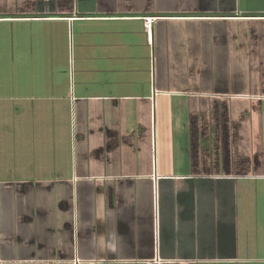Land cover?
Wrapping results in <instances>:
<instances>
[{
  "label": "crops",
  "instance_id": "0c3cea01",
  "mask_svg": "<svg viewBox=\"0 0 264 264\" xmlns=\"http://www.w3.org/2000/svg\"><path fill=\"white\" fill-rule=\"evenodd\" d=\"M0 264H264V0H0Z\"/></svg>",
  "mask_w": 264,
  "mask_h": 264
},
{
  "label": "built area",
  "instance_id": "2783aa9c",
  "mask_svg": "<svg viewBox=\"0 0 264 264\" xmlns=\"http://www.w3.org/2000/svg\"><path fill=\"white\" fill-rule=\"evenodd\" d=\"M145 27L147 29V34H148V41L150 42V44H152L153 42V37H152V21L151 19H148L145 23Z\"/></svg>",
  "mask_w": 264,
  "mask_h": 264
}]
</instances>
